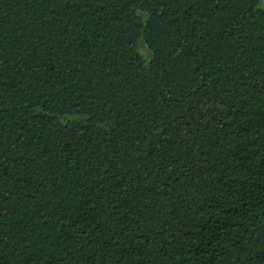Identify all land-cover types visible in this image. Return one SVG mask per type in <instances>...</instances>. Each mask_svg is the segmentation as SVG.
Segmentation results:
<instances>
[{"label": "trees", "instance_id": "16d2710c", "mask_svg": "<svg viewBox=\"0 0 264 264\" xmlns=\"http://www.w3.org/2000/svg\"><path fill=\"white\" fill-rule=\"evenodd\" d=\"M0 264H264L262 0H0Z\"/></svg>", "mask_w": 264, "mask_h": 264}, {"label": "rangeland", "instance_id": "374dc122", "mask_svg": "<svg viewBox=\"0 0 264 264\" xmlns=\"http://www.w3.org/2000/svg\"><path fill=\"white\" fill-rule=\"evenodd\" d=\"M262 5L264 6V0H262ZM141 49L144 51V53L146 54L147 57H149L151 55V51L149 50L147 45L142 43L141 44Z\"/></svg>", "mask_w": 264, "mask_h": 264}]
</instances>
